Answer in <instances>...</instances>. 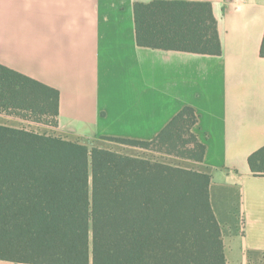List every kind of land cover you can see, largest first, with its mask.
<instances>
[{
	"label": "crops",
	"instance_id": "crops-1",
	"mask_svg": "<svg viewBox=\"0 0 264 264\" xmlns=\"http://www.w3.org/2000/svg\"><path fill=\"white\" fill-rule=\"evenodd\" d=\"M153 1L0 0V65L60 92L54 135L209 175L227 264H264V176L249 164L264 148V0L210 1L221 55L141 46L136 5ZM187 107L203 162L108 139L150 142Z\"/></svg>",
	"mask_w": 264,
	"mask_h": 264
},
{
	"label": "trees",
	"instance_id": "trees-1",
	"mask_svg": "<svg viewBox=\"0 0 264 264\" xmlns=\"http://www.w3.org/2000/svg\"><path fill=\"white\" fill-rule=\"evenodd\" d=\"M211 0L136 5L141 46L221 55ZM264 57V42L261 48ZM0 114L58 127L60 92L0 65ZM183 109L152 141L108 138L203 162ZM264 176V148L249 158ZM211 177L0 124V261L12 264H227Z\"/></svg>",
	"mask_w": 264,
	"mask_h": 264
},
{
	"label": "rangeland",
	"instance_id": "rangeland-1",
	"mask_svg": "<svg viewBox=\"0 0 264 264\" xmlns=\"http://www.w3.org/2000/svg\"><path fill=\"white\" fill-rule=\"evenodd\" d=\"M14 117V116H13ZM21 128V127H20ZM24 129H26V130H32V131H36V132H38V133H41L40 131L41 130H39L38 128L37 129H35V128H26V127H23ZM53 129H50V131H48V134L50 133V134H56V128H54V127H52ZM35 129V130H34ZM52 130H55V131H52ZM154 160H157L158 159V157L156 156V155H153V157H152Z\"/></svg>",
	"mask_w": 264,
	"mask_h": 264
}]
</instances>
